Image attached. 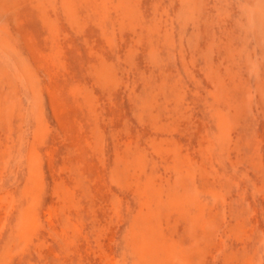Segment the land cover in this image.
Returning a JSON list of instances; mask_svg holds the SVG:
<instances>
[{
    "label": "rangeland",
    "instance_id": "1",
    "mask_svg": "<svg viewBox=\"0 0 264 264\" xmlns=\"http://www.w3.org/2000/svg\"><path fill=\"white\" fill-rule=\"evenodd\" d=\"M0 264H264V0H0Z\"/></svg>",
    "mask_w": 264,
    "mask_h": 264
},
{
    "label": "bare ground",
    "instance_id": "2",
    "mask_svg": "<svg viewBox=\"0 0 264 264\" xmlns=\"http://www.w3.org/2000/svg\"><path fill=\"white\" fill-rule=\"evenodd\" d=\"M10 6V5H9Z\"/></svg>",
    "mask_w": 264,
    "mask_h": 264
}]
</instances>
